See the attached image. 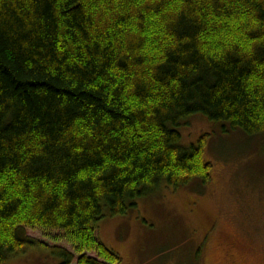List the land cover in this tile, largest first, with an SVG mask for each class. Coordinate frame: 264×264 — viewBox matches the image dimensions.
I'll return each mask as SVG.
<instances>
[{
  "label": "trees",
  "instance_id": "trees-1",
  "mask_svg": "<svg viewBox=\"0 0 264 264\" xmlns=\"http://www.w3.org/2000/svg\"><path fill=\"white\" fill-rule=\"evenodd\" d=\"M90 1L0 0V264L34 248L120 264L97 239L106 213L211 181L189 119L264 136V0Z\"/></svg>",
  "mask_w": 264,
  "mask_h": 264
},
{
  "label": "rangeland",
  "instance_id": "rangeland-1",
  "mask_svg": "<svg viewBox=\"0 0 264 264\" xmlns=\"http://www.w3.org/2000/svg\"><path fill=\"white\" fill-rule=\"evenodd\" d=\"M99 3L91 0V9L103 8ZM168 7L174 3L161 15ZM223 130L200 115L182 128L184 144L209 135L205 156L213 172L203 191L163 186L136 200L126 215L106 213L97 239L119 255L120 264H264V136ZM22 234L74 252L67 232L24 228ZM8 264L61 262L34 248Z\"/></svg>",
  "mask_w": 264,
  "mask_h": 264
}]
</instances>
